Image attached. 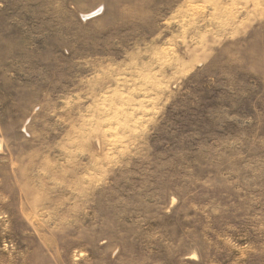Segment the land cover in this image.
<instances>
[{
    "label": "rangeland",
    "instance_id": "1",
    "mask_svg": "<svg viewBox=\"0 0 264 264\" xmlns=\"http://www.w3.org/2000/svg\"><path fill=\"white\" fill-rule=\"evenodd\" d=\"M0 264H264V0H0Z\"/></svg>",
    "mask_w": 264,
    "mask_h": 264
}]
</instances>
